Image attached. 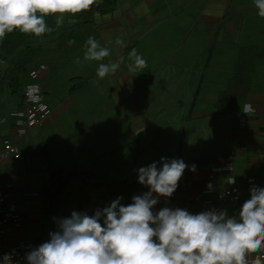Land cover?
<instances>
[{
  "label": "crops",
  "instance_id": "0c3cea01",
  "mask_svg": "<svg viewBox=\"0 0 264 264\" xmlns=\"http://www.w3.org/2000/svg\"><path fill=\"white\" fill-rule=\"evenodd\" d=\"M116 2L117 7L113 13L95 14L93 24L89 27L91 29L82 32L84 35L94 32L101 46L110 50V56L105 58V63L115 62L121 56L125 58L115 74L99 79L96 72L93 73L98 67L92 66V75L89 76L90 84L97 83V86L104 84L103 87L111 90L112 96L117 99V105L124 102L122 94L128 93L130 85H135L140 78L137 74L141 72L130 73L127 68L128 63H131L128 60V53L133 48L149 64L144 73L159 71L158 69H162L161 72L182 70L183 67H187L188 74L203 75V83L205 76L212 79V74L217 76L219 72L227 71L217 70L211 60L207 64L212 44H214L212 60L217 56L216 52L224 57L234 58L238 57V51L243 46L264 48V18L256 14L253 0H116ZM70 24L68 23V26ZM118 38L123 41V45L115 43ZM143 42L147 45L145 46ZM83 53L84 50L80 54L76 53V56L83 58ZM47 76L46 73L43 74L42 79ZM191 79L193 80V76ZM43 88L47 94L46 87L43 86ZM223 88L221 86L220 90ZM215 100L216 95L209 101H204L206 105H212L213 110H200L193 114L189 123L194 124L199 119L208 117H221L227 120V126L215 142L216 145L219 144L221 150L210 152L214 151L216 146L209 141L205 148L199 150L203 152L184 161L189 168L183 173L177 190L170 198L160 197L153 209L154 212L163 207L181 208L191 214L208 211L202 203L201 192L208 185L214 189H220L226 185V175L215 176L210 169L211 163L221 160H230L233 163L232 174L237 178L243 191V200L235 207L221 206L218 211L227 210L229 217L238 216L243 203L250 199L252 186L247 183V179L259 176L264 170V123L262 121L264 59L257 63L252 91L237 113L218 112L213 105ZM47 103L52 113L46 124L40 129H35L22 140L18 159L3 166L4 176L12 185L13 197L25 219V227L9 235V244L26 240L24 233L27 227L40 221L42 217L40 193L49 181L50 170L61 169L64 173L67 169H75L73 166L79 164L86 169L82 171L83 174L87 173L86 171L92 173L91 166L87 164L90 160L83 161L82 156L85 149L83 147H87L90 142L96 144L95 151L93 154L90 153L96 163H99V158L104 155L112 158L132 148L130 140L126 139L124 133L108 131L104 127L96 129L100 115L102 122L104 121L103 114L98 113L86 121L82 116H74L70 113L74 105L73 99L62 100L48 96ZM245 103H251L256 114L248 116L242 123L241 109ZM78 106L84 109L83 100ZM9 120L12 121L10 118ZM12 126L13 121L12 124H7L4 118L0 121V144L2 139L11 132ZM198 138L202 140L203 136L198 134ZM81 144L83 145L81 149L75 148L76 145ZM193 165L195 172L190 170ZM73 173L77 174L78 171ZM119 183L121 182H112V184ZM147 191L148 188L140 195ZM95 196L97 194L93 198ZM109 199L116 198L111 194L109 197L103 196V201H106L105 206L109 204ZM122 201L125 206L132 203L124 199ZM33 241L40 245L39 239Z\"/></svg>",
  "mask_w": 264,
  "mask_h": 264
},
{
  "label": "clouds",
  "instance_id": "9594fccd",
  "mask_svg": "<svg viewBox=\"0 0 264 264\" xmlns=\"http://www.w3.org/2000/svg\"><path fill=\"white\" fill-rule=\"evenodd\" d=\"M97 0H0V42L18 31L42 38L61 28L65 19L76 24L77 17L92 10ZM257 15L264 18V0H253ZM98 15V14H97ZM54 18L50 27L46 18ZM69 40L68 44H74ZM123 45L121 39L115 41ZM110 50L94 37L84 44L83 61L101 62L96 69L99 79L115 74L124 63L102 61ZM130 73L147 67L146 60L133 48L128 53ZM76 63H81L77 58ZM30 102L40 104L38 85L27 88ZM244 114L254 109L242 107ZM161 167L152 163L137 170L138 182L147 187L143 195L132 197L127 206L118 197L93 215L72 214L58 221V230L50 239L26 254L27 264H249L252 253L264 249V188L253 186L238 216L227 210L191 214L181 208L163 207L154 212L159 198H170L177 190L189 166L182 159L162 158ZM195 172V166H191ZM234 183L235 181H230ZM211 189V185H208ZM4 264H11L5 256ZM253 264H260L259 260Z\"/></svg>",
  "mask_w": 264,
  "mask_h": 264
},
{
  "label": "rangeland",
  "instance_id": "374dc122",
  "mask_svg": "<svg viewBox=\"0 0 264 264\" xmlns=\"http://www.w3.org/2000/svg\"><path fill=\"white\" fill-rule=\"evenodd\" d=\"M68 23L66 18L61 28L57 29L53 35L31 41V45L38 48V51L28 69L36 64H46L48 76L42 79L41 83L46 87L47 97L52 96L62 100L73 99L74 105L70 109V113L74 116H82L86 121L98 113L99 115L103 114L104 121L102 122L100 115L97 119L96 129L104 127L108 131L124 133L126 139L130 140L132 148L130 151L118 153L112 158L104 155L99 158V163H96L90 154L95 151L96 144L90 142L87 147H83L85 148L82 152L83 161L90 160L87 164L91 166L93 175L89 178L83 174L82 171L86 169L79 164L73 166L75 169L64 171L63 176L71 174L72 177L68 190L59 198L57 208L47 215H42L40 221L32 223L24 233L27 240L39 239L40 245L50 239V233L58 230V221L69 217L73 211L87 213L91 216L97 209H103L106 204V201H103V196H110L111 190L108 185L113 181L121 183L136 181L139 168L147 167L154 162L158 167H161L162 158L169 161L173 159L186 161L192 156L196 157L199 152H203L199 150L205 148L209 141L217 147L210 152H219L221 148L215 142L227 126V120H223L221 117L202 118L194 124L189 123L188 115L191 103L202 75L199 73L188 74L189 68L187 67H183L182 70L173 69L162 72V69H158L159 71L151 73H144L147 68L138 71L141 73L137 74L140 77L137 83L130 85L129 92L122 94L124 102L117 105V99L112 96L111 90L103 87L104 84L97 86V83H89V76L92 75L91 67H98L101 62H84L83 58H79L81 63H76L78 58L76 53L80 54L84 50V44L88 37L96 39L94 32L85 35L82 32L91 28L83 27L78 40L71 46L65 40L66 46L59 47L61 44L59 38L63 31L69 27ZM143 44L147 45L145 42ZM23 49L20 48L16 55H20ZM72 54L76 57H73ZM216 54L217 56L213 60L211 59L213 65L217 70L227 71L226 73L219 72L217 76L212 74V79L205 76L193 114L200 110H213V106L206 105L204 101L207 102L213 96H217L221 86L225 87L237 60V57H224L222 54L219 55V52ZM12 60L8 58L5 65L0 66V121L4 118L7 120V124H12L9 115L17 109L21 102L23 85L26 82V76L21 74L19 85L15 91L10 88L5 73ZM102 62L105 63V60ZM147 67H149L148 62ZM82 100L84 109L78 106ZM198 134L203 136L202 140L198 138ZM82 146V144L76 145L75 148L81 149ZM87 153L89 154L86 155ZM74 171H78V173L74 174ZM89 179L90 182L99 185L82 190L83 185ZM82 193L90 195V197L86 201H82ZM95 194L97 196L93 198ZM113 200L115 199H109V204ZM121 203H123L122 200Z\"/></svg>",
  "mask_w": 264,
  "mask_h": 264
},
{
  "label": "trees",
  "instance_id": "16d2710c",
  "mask_svg": "<svg viewBox=\"0 0 264 264\" xmlns=\"http://www.w3.org/2000/svg\"><path fill=\"white\" fill-rule=\"evenodd\" d=\"M116 0H102L97 6L93 7L91 11L80 14L76 19L77 23L67 27L61 34L59 40L60 48L66 46L69 40L77 41L80 30L83 27H90L93 24V18L95 14L106 15L113 13L116 10ZM46 22L50 27H55L54 18H46ZM221 25H224L222 21ZM55 32V31H54ZM46 34L42 38H47L54 34ZM33 39H39L31 35H24L18 31H14L11 34L6 35L5 39L0 42V66L5 65L8 58H11V64L6 69L5 78L9 80L10 88L15 91V88L19 85L20 75L26 74L33 67L28 69V66L33 61L37 54L38 48L31 45ZM65 40L67 42H65ZM65 42V43H64ZM20 48H24L20 55H16ZM214 44L211 45L210 51L207 57V64L211 60ZM264 59V48L257 46H243L238 51V57L234 64L233 70L229 79L227 80L225 87L218 91L216 100L214 102V108L218 112L224 114L237 113L242 104L248 99L249 94L253 88V77L256 71L257 63ZM203 83V75L200 80V84L195 92L194 98L191 103L188 120L193 117L194 107L197 104V100L200 95V90ZM89 178L92 173H85ZM72 175L63 176L61 169H52L49 173V181L43 187L40 193V201L42 206V215H47L53 212L58 204L60 196L68 190L69 182ZM87 177V179H88ZM180 182V181H179ZM99 184L90 182V179L83 185L82 190L91 186H98ZM110 194L114 198L123 197L126 202L132 201V197L140 195L147 187L141 185L138 180L133 182H122L120 184H109ZM90 195L82 193V201H86ZM89 201V199H88ZM81 207H83L81 205Z\"/></svg>",
  "mask_w": 264,
  "mask_h": 264
},
{
  "label": "built area",
  "instance_id": "2783aa9c",
  "mask_svg": "<svg viewBox=\"0 0 264 264\" xmlns=\"http://www.w3.org/2000/svg\"><path fill=\"white\" fill-rule=\"evenodd\" d=\"M102 0H97L94 7H97ZM46 64L33 66L26 74V82L23 85V92L20 107L11 112L9 118L13 121L11 132L2 139L0 144V264H4V257L11 258V264H27L26 254L39 246L33 240H18L16 243L9 244L8 237L12 232H18L25 227V219L21 215L17 201L12 194V185L8 182L3 173V166L12 163L20 157V144L26 136L35 129L42 128L48 121L52 109L47 103V94L40 83L43 74L47 73ZM38 85L42 97L40 104H34L27 97L29 85ZM251 104V103H250ZM252 105V104H251ZM253 107V105H252ZM251 114L241 115L242 123L248 116L256 114V110ZM264 123V115L262 117ZM210 169L215 176L226 175V185L220 189H209L208 187L201 192L203 205L208 210L218 211L221 206L229 205L235 207L243 200V191L237 178L232 174L234 165L230 160L213 162ZM234 180V183L230 181ZM247 183L253 186L264 188V170L257 177L247 179ZM259 260L264 264V249L252 253L249 257V264Z\"/></svg>",
  "mask_w": 264,
  "mask_h": 264
}]
</instances>
